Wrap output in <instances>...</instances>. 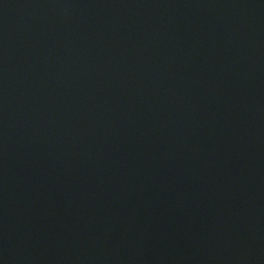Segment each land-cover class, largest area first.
I'll return each instance as SVG.
<instances>
[{"label":"water","instance_id":"1","mask_svg":"<svg viewBox=\"0 0 264 264\" xmlns=\"http://www.w3.org/2000/svg\"><path fill=\"white\" fill-rule=\"evenodd\" d=\"M0 264H264V0H0Z\"/></svg>","mask_w":264,"mask_h":264}]
</instances>
